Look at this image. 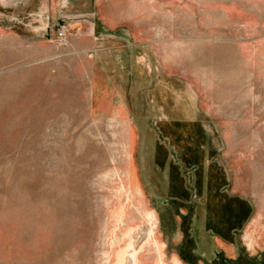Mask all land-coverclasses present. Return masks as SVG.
I'll list each match as a JSON object with an SVG mask.
<instances>
[{
  "label": "rangeland",
  "instance_id": "obj_1",
  "mask_svg": "<svg viewBox=\"0 0 264 264\" xmlns=\"http://www.w3.org/2000/svg\"><path fill=\"white\" fill-rule=\"evenodd\" d=\"M0 264H264V0H0Z\"/></svg>",
  "mask_w": 264,
  "mask_h": 264
},
{
  "label": "built area",
  "instance_id": "obj_2",
  "mask_svg": "<svg viewBox=\"0 0 264 264\" xmlns=\"http://www.w3.org/2000/svg\"><path fill=\"white\" fill-rule=\"evenodd\" d=\"M60 35L62 36V34L60 33Z\"/></svg>",
  "mask_w": 264,
  "mask_h": 264
}]
</instances>
